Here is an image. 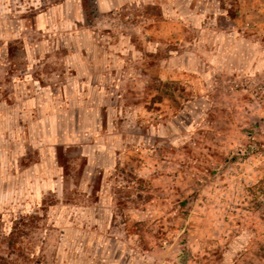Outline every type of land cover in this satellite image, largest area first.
<instances>
[{"label": "rangeland", "instance_id": "rangeland-1", "mask_svg": "<svg viewBox=\"0 0 264 264\" xmlns=\"http://www.w3.org/2000/svg\"><path fill=\"white\" fill-rule=\"evenodd\" d=\"M68 1L3 0L0 15L30 19ZM82 6L78 20L0 37V256L264 264V0H132L111 14L94 0ZM73 48L75 63L99 67L82 75L110 84L101 95L74 89ZM60 90L47 106L57 118L44 125L20 98ZM118 98L129 106L123 135L89 136L106 109H124ZM95 145L122 146L98 162L116 161L114 170L92 171ZM12 234L24 253L7 249Z\"/></svg>", "mask_w": 264, "mask_h": 264}, {"label": "crops", "instance_id": "crops-1", "mask_svg": "<svg viewBox=\"0 0 264 264\" xmlns=\"http://www.w3.org/2000/svg\"><path fill=\"white\" fill-rule=\"evenodd\" d=\"M3 1V0H0ZM32 1V0H31ZM97 9L99 10L100 13L103 14H111L113 12H115L116 10H119V8H122L124 6V4H126L128 1L132 2V0H94ZM172 1H176V0H172ZM26 2V0H25ZM23 5V4H22ZM23 6H19V8ZM33 11V10H31ZM83 12V6H82V0H70L68 1V4H64L63 6H58L57 8H53V9H40V12L38 14H36L35 17H31L30 19L24 17L20 20L17 21H6L4 20V17L0 15V37L2 39H13L16 35L20 34V32L25 31L27 29V23L30 22L31 26L33 28H37L39 27H43L45 25H49V21L54 18H59V16L68 14L71 15L73 18H75L76 20L80 19V15ZM32 20V21H31ZM167 23V22H166ZM170 23V22H169ZM156 30V29H155ZM156 35H163L164 32L161 31H155ZM90 37H84L81 38L80 36L75 38L73 37V41L75 40H79V42H89L90 40H92L93 38ZM161 37V36H160ZM80 47V46H79ZM85 48V47H84ZM91 50V49H89ZM74 51V48H73ZM79 53V54H78ZM78 53L77 52H73L72 53V57H74L73 60V64L70 66L71 67V71H72V76L74 77V89H85V90H92V94L95 96L101 95V90H105L106 88H110V84L108 83V81L106 80H98L95 78H88L84 75H82V72H88V73H92V72H98L99 71V67L94 66L91 62V57L88 61V67L86 68H82L81 65L78 64V60L77 63H75V57H78L77 59H79L80 57V48H78ZM35 83H29L28 86H32L31 89H33ZM112 86V85H111ZM114 87H116V84H114ZM43 89V88H40ZM43 93V94H42ZM62 93L63 90H60L58 93L56 94H51L53 96H57L56 98H53V96H49V94L43 91H40V93H37L35 91H30V92H25L23 91L22 95H20V98L22 100V103H26L27 106H34L37 110L38 113H40L41 111L43 112V116H40L39 119V124L40 125H44L43 120L45 119H49V117L54 118L53 115L51 114L48 110H50L49 108H47V106L52 105L55 101H60L62 98ZM42 95H44L45 97H43ZM94 98V97H92ZM36 101L33 105V102L31 101ZM91 101V100H89ZM106 101V100H105ZM109 101L110 98H109ZM114 103V102H113ZM119 104H122L124 109L121 108L120 109V113L119 111H115V108L113 106L109 107L106 112V114L108 115V118L105 119L106 124L105 125H90V130L88 132L89 136H95L97 137L99 134L102 133V131L105 132V135H109V136H119L121 137L123 135V129H124V125L121 122V120H123V116H126L127 111H129V106L127 105V101L125 99H120L118 98L117 102ZM97 103H93L92 102V106H97ZM107 105V104H106ZM94 108V107H93ZM94 113H97V110H93ZM96 111V112H95ZM120 115V117H119ZM61 116V115H60ZM57 118V117H55ZM54 118V119H55ZM115 120L119 122L118 125H116ZM58 127V124H57ZM106 128V129H105ZM105 129V130H104ZM42 128L39 129V131H41ZM65 135V134H64ZM69 135V134H67ZM113 150H109L108 146L104 147V146H94V152H93V161L94 163L92 164L95 169L92 168V171H100L103 170L105 168V166L103 167V165L98 164L99 160H102L103 158H105V155L108 156L110 153H114V156L117 155L116 150L118 151H122V146H118L116 148V146L112 147ZM97 152L99 153L100 157H97ZM116 157V156H115ZM100 158V159H97ZM98 164V165H97ZM118 163H116V161L114 162V164H111L110 166H107L105 168L106 171L111 170V168H113V170L116 168V165ZM46 168H53L55 170L60 169L58 165L53 164L52 167L47 166ZM104 171V170H103ZM101 172V171H100ZM59 174V173H58Z\"/></svg>", "mask_w": 264, "mask_h": 264}, {"label": "trees", "instance_id": "trees-1", "mask_svg": "<svg viewBox=\"0 0 264 264\" xmlns=\"http://www.w3.org/2000/svg\"><path fill=\"white\" fill-rule=\"evenodd\" d=\"M3 239H7L8 240L7 249H9V250H11L13 252L24 253L23 252L24 248H22V247L16 248V246H15L16 237H15L14 234H12L11 237H9V238L4 236ZM0 255H1V251H0ZM19 255H21V254H19ZM0 264H21V262H20V259H7V258H4V257L0 256Z\"/></svg>", "mask_w": 264, "mask_h": 264}]
</instances>
